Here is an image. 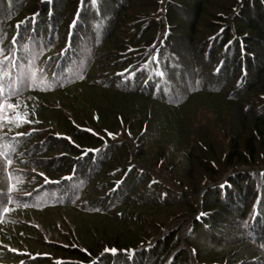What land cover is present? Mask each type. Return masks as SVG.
<instances>
[{
	"label": "trees",
	"instance_id": "trees-1",
	"mask_svg": "<svg viewBox=\"0 0 264 264\" xmlns=\"http://www.w3.org/2000/svg\"><path fill=\"white\" fill-rule=\"evenodd\" d=\"M220 1L0 0L45 80L0 130V264H264V0Z\"/></svg>",
	"mask_w": 264,
	"mask_h": 264
},
{
	"label": "snow or ice",
	"instance_id": "snow-or-ice-1",
	"mask_svg": "<svg viewBox=\"0 0 264 264\" xmlns=\"http://www.w3.org/2000/svg\"><path fill=\"white\" fill-rule=\"evenodd\" d=\"M93 3H95V0H93ZM24 23V21L18 22L14 27L19 30L20 26ZM19 32H17L16 35L13 36L12 38V50L10 52V55L12 59L10 60L8 55H3V50L0 49V56L3 58L0 59V130H3L6 125H12L13 127H20L23 124L30 123V121L27 119V113L21 114L18 109V104H13L8 102L9 99L12 96L19 95L20 91L23 89L25 85V80H29L30 83L28 84L29 87L39 85V84H44L45 80L42 77L38 78L37 71L34 69H30L27 73L24 72H19L16 73V75H10L9 73V67L7 65H13V61L16 59V52H15V41L17 38V35ZM153 62L157 61L158 57L155 53L151 54L150 57ZM7 62V65L5 64ZM41 73H43V69L39 70ZM12 72H15V67H12ZM118 75L123 76V73H120ZM162 75V74H161ZM5 77H9V80L11 82L5 83L4 79ZM82 78V77H78ZM128 79L132 78V74H129L127 77ZM93 119H96L94 116ZM11 130V129H9ZM85 131L91 132L92 135H97V133L92 132L91 129H85ZM30 133H21L17 132L16 135L12 138L13 140H16L17 138H22L26 135H29ZM106 135L108 136L109 139L114 138V134L110 132H106ZM65 139H68L65 137ZM102 139V138H101ZM71 142V141H70ZM11 150L10 144H3L0 146V159L4 160V168L5 170L7 169L8 165L11 164V160L7 158V151ZM100 149H85L82 151L81 158H83L85 155H88L91 153L92 155H96ZM41 177H43L42 173H39ZM12 177H9L8 184H7V192L11 193L14 190V185L12 183ZM17 182H21L19 178H16ZM45 183H49L46 177H43ZM63 179H69L68 177H64ZM53 183H58V181H53ZM225 187V185H221V188ZM4 193H0V196H3ZM30 195V193L28 194ZM8 201L11 202V196H8ZM8 208L5 205L2 210H0V214L7 213ZM203 215V214H201ZM9 251H15L14 249H8ZM83 251V249H81ZM129 250H126V252ZM104 253L111 254V255H116L117 250L116 249H104ZM57 264H60V262H57Z\"/></svg>",
	"mask_w": 264,
	"mask_h": 264
},
{
	"label": "rangeland",
	"instance_id": "rangeland-1",
	"mask_svg": "<svg viewBox=\"0 0 264 264\" xmlns=\"http://www.w3.org/2000/svg\"><path fill=\"white\" fill-rule=\"evenodd\" d=\"M34 1V3H36L37 2V0H33ZM218 2V4L220 3V4H222V1H220V0H214V4L215 3H217ZM235 2V0H225V2H224V4L226 5V8L229 10L230 9V11H231V9L233 8H235L236 7V5H237V3H234ZM152 2H147L146 4H151ZM157 3V2H156ZM155 3V4H156ZM212 3H213V1H212ZM234 3V4H233ZM145 4V5H146ZM140 5V4H139ZM232 9V10H233ZM208 11V10H207ZM205 21V20H204ZM165 22V21H164ZM207 22V21H206ZM185 27V26H184ZM197 42L199 41V44H198V46H200V44L202 43V41H200L199 39H197L196 40ZM101 69H102V66H101V68H98V71L97 72H95V73H90V75L92 76V77H94V78H97V77H99V75L101 74ZM104 74V73H103ZM236 75L238 74V71L235 73ZM100 77H103L102 76V74L100 75ZM104 81H106L107 79L106 78H102ZM240 82V76L239 75H237L235 78H234V80L232 81V85H228V91L226 90V93H228V92H230V90H232V88H233V86H235L236 84H238ZM130 100V102H132V99H129ZM179 248H182V246H180ZM169 262H167L166 264H168Z\"/></svg>",
	"mask_w": 264,
	"mask_h": 264
}]
</instances>
